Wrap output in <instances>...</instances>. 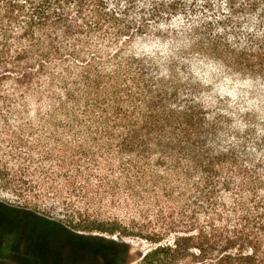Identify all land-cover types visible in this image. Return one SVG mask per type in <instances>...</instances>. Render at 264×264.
Returning a JSON list of instances; mask_svg holds the SVG:
<instances>
[{"label": "trees", "instance_id": "1", "mask_svg": "<svg viewBox=\"0 0 264 264\" xmlns=\"http://www.w3.org/2000/svg\"><path fill=\"white\" fill-rule=\"evenodd\" d=\"M213 1L201 0L198 20L183 29L184 53L203 59L188 56L192 65L208 61L255 82L264 112V0H225L214 20L203 15ZM148 2L137 13L135 0H0V158L19 165L11 174L0 161V181L16 192L27 173L46 176L34 168L41 154L56 167L49 189L73 229L2 200L0 215L17 229L38 220L91 234L94 222L69 197L120 199L156 222L136 232L153 244L139 264H264V131L252 138L246 118L231 136L229 118L200 100L202 84L132 50L152 25L187 12L183 0ZM90 248L102 264H127L131 249L107 239Z\"/></svg>", "mask_w": 264, "mask_h": 264}, {"label": "rangeland", "instance_id": "2", "mask_svg": "<svg viewBox=\"0 0 264 264\" xmlns=\"http://www.w3.org/2000/svg\"><path fill=\"white\" fill-rule=\"evenodd\" d=\"M118 1L122 6L125 5V0ZM148 1L152 0H135L137 13L141 12V9L149 10L150 4ZM165 1L171 2V0ZM183 2L186 3L187 9L184 16L177 15L170 21L160 20L158 24L152 25L148 34L140 38L134 44L132 50L138 54L146 53L157 59L159 64L163 66L161 69L166 75L170 74L165 70L169 68L173 71V75L176 74L184 82L202 84L201 89H199L200 100L212 110L218 111L229 118L234 130L229 132L231 136L235 135V132L243 133L247 129L245 125L246 118L255 125V127H252L254 130L252 138L263 136L264 112L262 102L258 99L261 88L255 82H244L245 77L233 76L221 71L208 61H206L207 64L201 62L192 65L188 56L196 63L203 59L199 56L195 57L184 53L183 29L188 28L187 26L198 20L194 17V13L197 7L201 6V0H183ZM213 2L215 4L214 9L212 8L203 15L214 20L223 12L222 9L226 7V3L225 0H214ZM193 3L196 6L195 11L192 8ZM201 16L202 14H200ZM136 19H139V17ZM31 113V117L34 116L33 109H31ZM31 117L30 120L34 119V117ZM33 128L38 132L46 131L38 124H33ZM23 129L30 128L29 126H23ZM34 158L36 160L34 165L37 166L34 168H39L42 173L47 175L27 173L22 178V182H15L17 187H21V190L16 192H13V189H8L11 187H6L0 181V200L17 207L35 209L38 215L54 222H60L69 229H73L69 224V217L65 208L53 195V191L49 189L50 183H48L47 177L49 172L56 169L55 165L49 161L41 160L43 159L41 154H36ZM0 161L1 164L10 161L8 168L11 174L13 172L11 170L18 172L17 166L19 165L14 159L8 160V158L1 155ZM65 196L69 197V194L65 193ZM68 203L73 205V211L78 210V208L82 209L83 219L94 222L93 228H95V231L93 233L77 234L75 229L73 230L75 232L72 230L71 233L65 232L46 223L36 227L35 224L38 220H35V222L28 220L33 225L30 228L17 229L12 226L13 224L10 222L12 218L8 217L9 214H2L0 215V255L9 253L15 259L27 264H102L99 250L92 249L90 246H94L100 240L107 239L130 245L131 249L127 264H139L141 256L153 247L150 241L137 237L136 232L140 226L150 231L156 225L154 219L140 220L135 213L129 211L128 207L126 208L121 203L120 199L116 201L108 197L100 205L82 201L79 197L73 195L69 197ZM11 221L14 222V220ZM15 221H21V218L18 217ZM112 225L117 226V228L133 229L131 234H135V236L130 235L127 237V233H119L122 229H119L114 235L97 229V226L110 228ZM27 231L40 235L41 239L32 238L31 232ZM59 246L67 253L59 251Z\"/></svg>", "mask_w": 264, "mask_h": 264}, {"label": "flooded vegetation", "instance_id": "3", "mask_svg": "<svg viewBox=\"0 0 264 264\" xmlns=\"http://www.w3.org/2000/svg\"><path fill=\"white\" fill-rule=\"evenodd\" d=\"M23 230V229H22ZM26 231V230H25ZM27 232H31V231H27ZM31 236H32V238H34V239H41V237H39L40 235H37L36 233H32L31 232V234H30ZM47 238H49V237H47ZM59 248H60V250L59 251H61L62 253H67V252H65L60 246H59ZM9 252V251H8ZM8 262V263H7ZM9 263H11V264H27V263H25V262H22V261H19V260H17V259H15L14 257H12L11 256V254H9V253H7V254H2V255H0V264H9Z\"/></svg>", "mask_w": 264, "mask_h": 264}]
</instances>
